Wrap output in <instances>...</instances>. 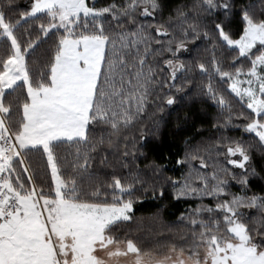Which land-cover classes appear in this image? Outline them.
Returning <instances> with one entry per match:
<instances>
[{
  "label": "snow or ice",
  "instance_id": "1",
  "mask_svg": "<svg viewBox=\"0 0 264 264\" xmlns=\"http://www.w3.org/2000/svg\"><path fill=\"white\" fill-rule=\"evenodd\" d=\"M205 101L220 135L186 139L171 180L145 150L166 108ZM255 181L264 193V0H0V264H264ZM166 185L201 203L179 241L149 243L137 193Z\"/></svg>",
  "mask_w": 264,
  "mask_h": 264
},
{
  "label": "trees",
  "instance_id": "2",
  "mask_svg": "<svg viewBox=\"0 0 264 264\" xmlns=\"http://www.w3.org/2000/svg\"><path fill=\"white\" fill-rule=\"evenodd\" d=\"M16 2L23 6L26 0H16ZM106 2L107 0H98L99 5ZM178 2L180 0H170V3ZM173 108L165 109L163 120L160 121L159 139L154 140L145 151L149 160L156 159L157 162L166 165L165 177L183 182V174L186 173L187 169L185 166L177 165L176 160L184 155L185 140L190 139L193 143H208L218 137L220 133L212 127L213 120L217 116V109L211 101L190 106L178 104ZM234 109L239 111L240 105L234 102ZM185 113L191 117L187 122L182 120ZM177 116L181 117L180 127H177ZM153 118L159 119L160 114L157 113ZM153 118L145 119L143 124L151 128ZM133 133L135 134V130ZM226 134L232 137L243 135L244 139H249L247 134H242L235 128L229 129ZM161 157H166V159H161ZM149 160L142 161L140 167L143 168ZM219 164L231 167L225 164L223 158H220ZM209 171H211V167ZM232 185L231 190L239 192V186L235 182H232ZM261 187V183L255 181L252 190L257 194H264L261 193ZM137 195L139 199L134 204V222L131 226L136 230V235L149 243L157 240L166 242L165 238L169 241H179L181 236L188 232V229L184 224L178 223V218L182 213L201 203L198 199H174L173 189L170 185H166L163 198L154 197L151 193L146 195L137 193ZM203 203H210V200L205 198Z\"/></svg>",
  "mask_w": 264,
  "mask_h": 264
}]
</instances>
